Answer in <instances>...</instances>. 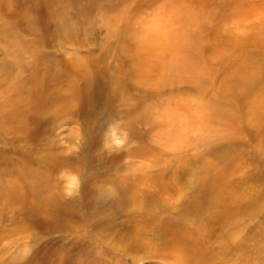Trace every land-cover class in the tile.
<instances>
[{
  "label": "bare ground",
  "instance_id": "1",
  "mask_svg": "<svg viewBox=\"0 0 264 264\" xmlns=\"http://www.w3.org/2000/svg\"><path fill=\"white\" fill-rule=\"evenodd\" d=\"M125 1L129 2V0ZM131 1L133 2V0ZM134 1H137L139 5L131 15L126 12L128 9L125 7L119 16H116L117 18L114 16L116 21L114 27L111 28V32H115L118 43L116 55L133 56L131 57L132 60L130 58L131 61L138 57L137 60L143 63L138 65L140 69L142 68L140 73H144L143 71L148 70L151 65L156 66V64L159 65L156 67L161 69V72L164 70L163 73H159L160 76L164 74L160 78H157L159 77L157 74V77L153 76L154 74H150V71H155V69H149L150 75L147 72L144 73L140 79L144 83V87L151 88V86L155 85L162 89L165 86L163 83L166 84V81L175 80L174 82H176V80H179L183 86L186 82L193 85L198 93L197 95L202 96L203 94H209V90H206V87L211 85L215 89L213 90L215 94L211 97L208 95L206 99L204 96L201 97L204 98L203 100H192L193 97L191 95V98L189 96L188 98L192 102L189 100L190 102L188 103H181L177 99L171 100L174 97L173 95L170 98L171 101L165 97L169 101L166 103V107H163V110L166 108L163 115L168 119L171 129L174 128V123H177L173 129L175 133L179 130L180 132L178 133L183 134V128L185 130L189 127L190 130L193 129L194 125L195 129L198 130L197 132H202L205 129L203 127L206 125L203 124L204 126H202L201 123L203 122L201 120H199L200 124H197L196 119L191 118V116H194L193 113L197 111L195 112L197 117L198 115L199 118L202 116L209 122L212 121L217 126H222L223 128L221 129L224 131L221 134H217L216 131H213V134L209 131L204 133L206 132L204 131L201 135L202 138L200 137V140L199 138L198 140L196 139L198 141L197 144L195 141L193 146L196 150L195 152H197L198 147H205L208 150L217 148L222 151L218 153L219 159L234 156V146L241 142L239 140V135L241 134L239 130L242 127L244 129V125L247 122L257 126L264 123V58L258 57V55L262 54L261 47L264 46V38H254L248 34V36L239 39L234 35L230 42V40L221 39L218 31H213L216 28H213L212 34L206 28L209 27V24H213L215 19L218 20L220 17H217L220 15L227 19L233 12L237 13V11L244 10L242 8L248 6V0L239 2L236 0H203L201 8L172 13L173 16H177L181 20L179 25L170 24L169 16L172 6H175L178 0ZM10 5V0H0V85L7 79L10 81H8L10 83L9 88L0 92V135L8 130L21 129L24 131L28 115L37 116L43 110L47 111L50 109L52 112H57L59 109L69 107L75 102L81 107L89 108L96 105L97 102L99 103L100 99H103L105 104L103 102L102 104L108 110H112L115 98H119L125 103L130 100L131 97L129 98L123 90L125 77L121 71L123 68L120 69L119 66L110 68L111 65L109 64L108 68L106 66L105 68L101 67L100 71L92 68L88 73L89 75L82 71L85 74L82 75L78 72L80 68L78 70L76 68L81 67L83 69L86 67L79 60H75L74 64L77 67L73 68V70L72 68L61 67L60 60L51 57L52 53L43 49L42 43L46 40L43 29L44 23L39 14V7L35 2L31 3L27 8L19 9L21 10L19 18L15 19H12L13 15L9 17L8 9ZM63 5L65 6L66 4ZM102 7L104 9V6ZM75 9L77 10V8ZM99 11L98 13H101L102 10ZM244 11L248 14L250 13V11ZM106 14L104 13V15ZM95 15L97 16V14ZM22 20L28 22L34 32L40 37L34 41L25 40L20 27ZM227 20H230V18ZM117 23L119 26H116ZM108 27L105 28L108 30ZM225 27L224 30H227ZM217 29L219 30L218 27ZM219 32L221 31L219 30ZM208 41L211 44H209L210 47H207ZM225 42H230V46H232L230 51L222 50V46L227 44ZM170 55H172V58H170ZM230 56L240 57L238 65L235 66L236 62L229 60ZM118 57L120 58L121 56ZM24 58H29L28 67ZM141 58L144 60L141 61ZM147 60L150 63L148 65L145 62ZM191 63H196L198 65L196 68L200 70L195 73L193 69L187 71L186 69L191 68ZM247 63L250 66H247ZM232 64H234V67L229 68ZM157 68L156 73L158 72ZM167 68L170 69L166 72ZM25 70L29 71V75L23 76V71ZM65 75L70 76L68 78V96H64L59 89H57L59 91L56 89V91L54 89L53 91L50 87L52 82ZM220 76L221 78L218 79ZM83 79L85 84H82V88H80L75 82ZM181 83H178L180 84L178 86H181ZM186 85L185 88H187ZM148 92L147 94H149ZM150 94H152V91ZM56 97H59V100L53 102ZM164 100H161L163 102L160 101V103H165L166 101ZM110 101H112V104L108 105ZM193 102H200L201 104L193 107ZM170 103L173 106L170 107ZM158 109L156 108L155 111H158ZM108 115L111 116L112 114L109 112ZM179 116L180 118H178ZM177 120H179V123ZM157 121L160 122L161 120ZM164 123L166 124V122ZM189 124L190 126H188ZM234 127L236 128L233 130ZM165 132L166 137L169 138L167 140V148L174 155L184 157L186 150H188L187 146H189L182 139V136L186 134L180 137V135L176 136L166 130ZM249 135L253 137V134ZM162 137H164L163 134ZM258 138H255V140ZM259 141L257 140L258 143L255 146H251V148H254L260 154L263 159L260 162L263 165L264 140L263 142ZM148 149L140 144L132 152L138 153ZM67 160L66 157L60 161L66 162ZM244 160L248 162L246 159ZM52 161L57 162L58 160L53 157H43L37 162L35 160V165L34 163H32L33 165L26 164L21 167L22 170L21 168L19 169L21 171L16 174L13 173L21 185L20 189L15 187L13 178H11L12 181L5 183L0 176V202L4 200L8 204L20 208L23 213L34 216L39 215L37 212L53 214L54 221L52 222L62 227L61 219L74 215L79 205L77 201L61 202L59 196L48 189L50 181L47 169L53 166ZM207 163L205 165L202 163L203 166H206L205 169L209 171L215 167L213 172L216 173L212 174L209 182H206L207 180L205 182L195 181L191 179L194 176L181 180L178 175L175 179L169 178V182H163L158 179L162 176L161 172H148L136 177L137 182L131 181L127 186H119V183L116 182L117 177L112 181L113 185L109 186L108 183L106 185L102 184L103 187L100 185V188L98 187L99 189L96 191L98 194L97 198L104 197V208L106 205L108 206V202H115V209H109L106 212V217L99 214L101 211L82 215L83 224L86 226V231H83L86 237L85 245L97 251L96 253L101 258L99 264H140L146 259H155L159 261V264H264V252L260 253L261 255H256V250L261 248L264 243V219L258 222L247 237L240 235L241 221L239 220L244 216L251 219L264 206V190L259 189L258 186L260 179L262 180V177H264V169L251 174L247 178L245 177V180H241V182L232 183L228 177L236 171L233 165L227 164L228 162L216 165L215 163H218V160L215 163L213 161ZM238 165L235 167H237V170H241L242 167L239 165L240 168L238 169ZM261 166L258 167L262 168ZM192 172L190 171V173ZM204 172L202 173L201 171V174L204 175ZM196 174L195 179L199 173ZM198 179H200L199 176ZM249 181L258 182V191L253 192L251 188L250 190H241L242 186L246 185L247 182L249 183ZM140 182L143 185H140ZM257 182L255 183L257 184ZM121 183L124 182L121 181ZM125 183L127 182L125 181ZM262 183L264 184V181ZM93 185H97V182L93 183ZM173 194L183 196V203L181 204L180 200L178 203L171 202L172 205L168 204L167 199L172 197ZM32 215L30 217H33ZM115 216L123 217L125 220L117 224ZM85 217L93 219V222L87 220V218L85 219ZM40 222L42 221L40 220ZM52 226L51 224L50 227ZM73 228H75V232L82 230L81 223L79 225L76 222ZM93 262H95L94 259Z\"/></svg>",
  "mask_w": 264,
  "mask_h": 264
},
{
  "label": "rangeland",
  "instance_id": "2",
  "mask_svg": "<svg viewBox=\"0 0 264 264\" xmlns=\"http://www.w3.org/2000/svg\"><path fill=\"white\" fill-rule=\"evenodd\" d=\"M236 1L239 2L243 0ZM12 2L14 3L12 4ZM33 2H35V4L39 7V14L41 15V19L44 23L43 29L46 40H44L45 44L44 42L42 43L43 49L52 53L51 57L58 58L61 62V67H67L70 69L72 68L73 70V68L77 67L74 64L75 60H79L82 64L85 65L86 68L81 69V67H77L76 69L78 70L80 68L78 72H80V74L82 75H85L84 73L88 74L92 70V68L100 71L102 68H105V66L107 68L110 65V68L119 66L120 69L123 68L121 71L124 73L123 75H125L123 80V90L125 94L129 98H131L126 102L127 104L125 102H122L119 98H115L113 106L111 108L112 110H108V108L105 107L103 99H100L99 103L97 102L93 107H85L87 109L81 107V105L76 104L75 102L73 105L71 104L69 105V107L59 109L57 112H52V110L50 109L47 111L43 110L37 116L33 114L28 115L24 131H22L21 129L8 130L4 134L0 135V176L1 179H3V182H10V180L12 181L11 178H13L15 187L20 189L19 187L21 185L19 181H17V177L15 176V174L22 170L21 167H24V165L26 164L33 165L32 163H34L35 165V163L39 161V159H43V157H53L58 161H52L53 166L47 169V175L50 181L48 189L58 195L61 202L65 203L77 201L79 205L74 215L61 219L62 227H60L52 222L54 221L53 214L45 212V214H41V212H37L39 215L36 214L37 216H34L31 214L33 217H30V214L23 213L20 208L16 207L15 205L8 204L4 200L1 201L0 264H99L101 258L96 253L97 251L94 248L90 246L86 247L87 245H85L86 237L85 232L83 231H86V226H84L83 224L84 222L82 221V215L95 212L97 213L101 211V213L99 214L106 217V212L109 209H115V202H108V206L106 205V207L104 208V197L97 198L98 194L96 193V191L102 184L106 185L108 183L109 186L113 185L112 181H114L116 177V182L119 183V186H127L131 181L137 182L136 177L148 172H161L162 176H160L158 179H161V181L163 182H169V178L175 179L177 175L181 180L187 178L189 179L191 176H194L191 179L195 181L199 180L205 182L207 180L206 182H209L211 180L212 174H216L215 172H213L215 170V167L207 171L205 169L206 166H203V164L205 165L207 161L208 163L212 161L215 163V161L218 160V163H215L216 165H222L226 162H228L227 164L230 163L231 165H233L236 171L231 173L232 175L230 174L228 179L230 182L235 183L241 182V180H245V177L247 178L251 174H255L256 172H259V170L264 169V161H262L263 165L260 162L261 160H263L262 157L254 148H251V146H255L258 143L257 140L259 141V139H261L260 141L263 142L264 123L257 126L253 123L247 122L244 125V129L242 127L239 130L241 133L239 135V140H241L242 143L238 142V144L234 146V156H230V158L225 157L223 159L218 158V153L222 151H219L220 149L217 148L208 150L205 147H198L199 151L197 149V152H195L196 150L193 148V146L195 145V141L197 144L198 138L199 140L202 138L201 135L204 131H206L204 133H207V131H209L211 134H213V131H216L217 134H221L224 131L223 129H221L223 128L222 126L219 127V125L217 126L212 121L209 122L206 118H202V116L199 118L198 115L197 117V113H195L197 111L193 113L194 116H191V118L196 119L197 124H200L199 120H201L203 122L201 123V125H206L205 127H203L205 129L202 132H197L198 130L195 129V125H192L193 129L189 130L188 126H190V124L186 126L188 128H186L185 130L184 128L182 129L183 134H179V130L177 133H175V130H173L177 123H174L175 125L173 129L170 128L168 119H166L163 115L164 110L166 109L164 108L163 110V107H166V103L170 100V98H172V95L174 97L171 100L177 99L180 100L181 103H188L190 102L189 100H191V97H193L192 100H203L204 98L206 99V97L208 98V95H210V97L213 96L215 94L213 90L215 89H213L211 85H208L206 87V90H209V94H203L202 96H199L197 95L198 93L193 85H190V83L186 82L185 84H187V88H185V84L183 86L179 80H176L177 83L174 82L175 80H172L171 82L166 81V84L163 83L165 86L162 89L159 88V86L157 87L155 85L151 86V88L153 87L152 89L150 87H144V83L140 81L141 77H143V74L146 72L149 74V69H155L156 71V66L159 65H151L152 67L150 66L148 70L143 71L144 73H140L142 68L140 69L138 65H142L143 63H140V61L137 60L138 57H135L133 61H131V57L133 56H125L121 54L116 55L118 50V43L116 40L115 32H111V28L114 27L116 18L119 16L122 9L126 7L128 9L126 12L131 15L134 12V9L136 10L138 8L139 3H137V1L133 0L132 2L131 0H129V2H126L125 0H54L53 2V0H10L11 5L8 9L9 17L13 15L12 19L19 18V13L23 9V7L27 8V6L31 5V3ZM131 2L134 4L132 5ZM202 2L203 0H178L176 5L172 6L171 11L169 12L170 24L179 25L181 22V20H179L177 16H173L172 13L180 12L182 10L185 11L201 8ZM63 4L66 5L64 6ZM101 5L104 6V9ZM75 8H77V10ZM74 9L78 13H76ZM108 9L112 12L110 13ZM242 9L250 11V13L248 14L244 10H241L240 12L237 11V13L233 12L230 17H227V19L230 18V20H227L226 18L222 17V15H220L217 17L220 18L218 20L215 19L213 24H219V26L221 25L222 28H220L221 26L219 27L216 24H209V27L206 28V30H208L210 34H212L213 31H218L221 39H224L226 41L230 40V42L231 38H233L234 35L239 39L243 38L244 36H248V34L254 38H264V0H248V6H244ZM99 10H102L101 13H98ZM104 13L107 14L104 15ZM94 14H97V16H94ZM129 14L127 15L129 16ZM114 16L117 17L115 18ZM20 24L21 33L23 34V38L25 40L34 41L36 40V38L40 37L36 32H34L33 28L25 20H22ZM105 24L107 25L105 26ZM116 26H119V24L117 23ZM223 26H226L225 29H229L230 31L224 30ZM75 27L77 31L79 30L78 32L76 31ZM105 27H108L110 30H107ZM217 27L222 33L219 32ZM213 28H216V30H213ZM50 33L51 35L48 36V34ZM74 33L76 34L74 35ZM34 34L37 35L35 36ZM210 42L212 41L210 40ZM230 42H228L229 44L225 42L227 44L226 46H222L223 51H230V47H232L230 46ZM207 44V47H210L211 44L209 43V41ZM261 52L262 54L258 55V57L264 58V46L261 47ZM26 55L28 54L26 53ZM118 56H121L120 58L122 60ZM170 58H172V55H170ZM239 59V56H230L229 58L231 62H236L235 66L238 65ZM24 60L27 63L28 67L30 63L29 58H24ZM143 60L144 59L141 58V61ZM148 61L149 60L145 61L147 65L149 63ZM197 66L198 65L196 63H191V68L186 70L189 71L193 69V72L195 73L196 71L200 70L196 68ZM247 66H250V64L247 63ZM233 67L234 64L229 66V68ZM76 69H74V71H76ZM169 69L170 68H167L166 72ZM128 71L129 73H127ZM155 71L152 70V72L154 73L150 71V74H154L153 76H156L157 74V76H159H156L157 78H160L162 77V75H164L161 74L160 76L159 74L163 73L164 70L161 72V69L157 68L158 72L156 73ZM25 75H29L28 70L23 71V76ZM69 77V75H65L62 78H59L56 81L52 82V84L50 85L51 89H59L64 96H68ZM220 78L221 76L218 79ZM8 81L9 79H7L5 82H3L2 85H0V92H3L9 88L10 81ZM84 81V79L81 81L77 80V82L75 83L80 88H82V84H85ZM178 83H181V86H178L180 85ZM167 88L170 90H168ZM148 91H152V94H150V92ZM147 92L149 94H147ZM188 96L191 97L188 98ZM203 96L204 98H201ZM165 97H167V99L169 100H167ZM58 100L59 97H56L53 102H56ZM161 100H164L166 102L160 103ZM102 102L104 104H102ZM111 104L112 101H110L108 105ZM200 104V102H193V107ZM171 106H173V104L170 103V107ZM156 108H159V112L155 111ZM185 109L189 110L188 108ZM108 111L110 112V114H112L111 116L108 115ZM162 118L165 119L163 122ZM178 118H180V116ZM159 119L163 124L157 121ZM164 122H166V124ZM177 122L179 123V120H177ZM110 126L117 130L118 138L121 141L119 145L114 142ZM171 126H173V124H171ZM235 128L236 127H234L233 130ZM165 130L169 133H174V135L176 136L180 135V137L186 134L185 136H182V139L185 140V143L189 146H187L188 150H186L187 152H185L186 155L184 157L174 155L170 151V149L167 148V140L169 138L166 137ZM248 132H250L249 134H253V137L249 135ZM162 134L164 135V137H162ZM171 135L174 137L173 134ZM195 135L199 136L196 137ZM159 136H161L162 138ZM249 137L251 138L249 139ZM255 138L258 139L255 140ZM140 144L141 146L147 147L149 149L147 151L144 150L143 152L138 153L132 152L135 147H139ZM239 144H241L240 147ZM66 157L68 159L66 162L60 161L61 159ZM257 158L259 159V161ZM244 159H246L248 162H245ZM249 159L253 160L251 161ZM240 161H243V165ZM256 163L259 164L257 165ZM236 164H241V170L239 169V165V170H237V167H235L237 166ZM258 166H261L262 168H259ZM5 167L7 168V170ZM201 167L203 168L201 169ZM20 168L21 170H19ZM196 170L198 171L196 172ZM190 171L193 172L190 173ZM201 171L202 173L203 171H205L204 175L201 174ZM62 173H73L79 177V187L78 189H72L71 195L69 194V190L65 187L64 181L61 179ZM196 173H199L198 176L200 177V179H198V176L195 179L197 175ZM121 177H124L125 179ZM262 178L263 179H260V181L257 180L259 181V185L257 181H255L257 182V184L254 181H249V183L247 182L246 185L242 186L241 190L245 191L250 190L251 188V190L254 192L258 191V186L259 189L264 190V184H261V182L264 181V177ZM124 180L127 183H125ZM121 181L124 183H121ZM96 182L97 185L92 186V184ZM139 184L143 185L141 184V182ZM87 187L91 189H88ZM179 201L181 204L183 203V196H180L178 194H173L172 197L167 199V203H170L171 205L172 203H178ZM86 218L87 217H85V219ZM115 219V222L117 224H120V222H123L125 220L123 217L118 216H115ZM262 219H264V206L260 208L251 219L247 218L246 216L240 218V235L243 237H247L250 231L254 227H256L258 222ZM40 220L42 222H40ZM87 220L93 222V219L87 218ZM76 222L79 225L81 223L82 226V230H78V232H75L76 230H74L75 228H73ZM51 224L53 225L52 227H50ZM261 246V248L256 250V255H261L264 252V243ZM93 259L95 262H93ZM140 264H159V261L155 259H146Z\"/></svg>",
  "mask_w": 264,
  "mask_h": 264
},
{
  "label": "clouds",
  "instance_id": "3",
  "mask_svg": "<svg viewBox=\"0 0 264 264\" xmlns=\"http://www.w3.org/2000/svg\"><path fill=\"white\" fill-rule=\"evenodd\" d=\"M110 130L112 133V136L114 138V142L119 145L121 143V141L118 138V133L117 130L115 128H112L110 126ZM61 179L64 181L65 183V187L69 190V194L71 195V190L72 189H78L79 187V177L73 173H62L61 174Z\"/></svg>",
  "mask_w": 264,
  "mask_h": 264
}]
</instances>
